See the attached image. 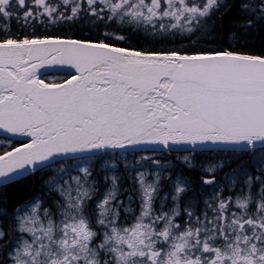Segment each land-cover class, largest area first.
I'll use <instances>...</instances> for the list:
<instances>
[{
  "label": "water",
  "instance_id": "water-1",
  "mask_svg": "<svg viewBox=\"0 0 264 264\" xmlns=\"http://www.w3.org/2000/svg\"><path fill=\"white\" fill-rule=\"evenodd\" d=\"M66 72L60 83L42 76ZM0 186L64 158L113 150L264 146V58L141 52L47 36L0 42Z\"/></svg>",
  "mask_w": 264,
  "mask_h": 264
},
{
  "label": "trees",
  "instance_id": "trees-1",
  "mask_svg": "<svg viewBox=\"0 0 264 264\" xmlns=\"http://www.w3.org/2000/svg\"><path fill=\"white\" fill-rule=\"evenodd\" d=\"M122 3V0H107L82 3L80 7L59 5L49 15L35 11L34 19L38 24L31 26L30 21L23 22L31 16L26 13L30 4L18 7L17 11L0 8V42L57 36L103 42L141 52H232L264 58V0H223L205 16L192 19L155 13L131 15ZM69 76L66 72H52L44 74L42 79L56 84ZM23 143L22 139L0 135V155ZM259 151H264V146L250 150H113L50 163L0 186V264H11V253L19 245L20 211L39 201L42 208L57 215L66 205L61 191L64 178L70 179L73 174L80 173L75 170L80 160L89 163L87 184L90 192L84 208L89 213L114 181L121 184L123 192L129 190L130 195H137L136 178L140 172L155 176L157 170L163 169L162 175L226 176L228 186L237 184L238 176L255 177L245 182L263 184L264 152L254 155ZM146 154L151 156L144 158ZM141 158L144 160L139 161Z\"/></svg>",
  "mask_w": 264,
  "mask_h": 264
},
{
  "label": "flooded vegetation",
  "instance_id": "flooded-vegetation-1",
  "mask_svg": "<svg viewBox=\"0 0 264 264\" xmlns=\"http://www.w3.org/2000/svg\"><path fill=\"white\" fill-rule=\"evenodd\" d=\"M50 1L30 4L41 7ZM15 3L21 2L0 0V8ZM162 170L148 176L155 188L137 246L128 240L105 245V226L97 221V208L85 210L93 236L83 244L81 256L87 257H81V264L93 257L98 264H264V183H247L256 178L238 176V183L228 186L226 176L162 175ZM136 184L137 195L123 192L115 181L109 187L120 201L112 208L109 231L129 229L142 219L146 198Z\"/></svg>",
  "mask_w": 264,
  "mask_h": 264
},
{
  "label": "rangeland",
  "instance_id": "rangeland-1",
  "mask_svg": "<svg viewBox=\"0 0 264 264\" xmlns=\"http://www.w3.org/2000/svg\"><path fill=\"white\" fill-rule=\"evenodd\" d=\"M96 1L107 0H51L49 3L40 6L30 4V0L10 5L9 9L14 11L18 7H27L30 4V18H25V24L30 21L32 24H38L34 19V12L51 14L59 5H75L80 7L82 3H95ZM126 6V12L131 15L149 16L153 13L163 16H173L176 18L188 17V19L203 17L208 14L212 8L219 5L223 0H122ZM36 5H39L38 2ZM165 7V8H164ZM28 20V21H27ZM259 151L255 156L263 153ZM151 155L146 154L145 157ZM144 158L139 159L143 161ZM157 165L155 159L151 160ZM75 170L80 173L73 174L72 177L64 178L65 184L62 186V194L66 198V205L56 214L42 208L39 201L30 203L19 213V229L21 236L19 245L11 253V264H81V256L87 243L93 236L89 228V219L85 213V200L90 192L87 184L90 175L88 160H80ZM149 173V172H148ZM148 173L140 172L137 176L138 185L141 186L142 195L145 196V205L141 218L135 222L129 229L113 228L109 231L113 223L111 214L112 208L119 207L120 201L115 198V190L106 188L96 203L97 221L105 226L103 231L104 244L112 243L114 245L122 244V241L128 240L132 246H137L141 238L142 225L145 223L143 218L149 209L152 191L155 186L148 179ZM116 216H114L115 219ZM96 222V221H95ZM2 230L0 227V236ZM84 264H98L96 258L87 259Z\"/></svg>",
  "mask_w": 264,
  "mask_h": 264
}]
</instances>
